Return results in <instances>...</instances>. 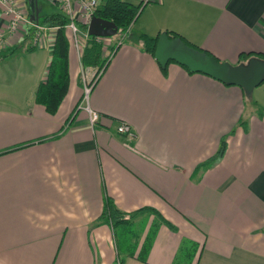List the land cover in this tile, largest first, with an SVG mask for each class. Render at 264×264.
<instances>
[{"label":"crops","instance_id":"1","mask_svg":"<svg viewBox=\"0 0 264 264\" xmlns=\"http://www.w3.org/2000/svg\"><path fill=\"white\" fill-rule=\"evenodd\" d=\"M132 32L176 33L231 65L241 53L263 59L264 0H160L126 37ZM5 35L0 49L28 44ZM50 47L26 53L49 57ZM79 50L70 49L69 88L55 115L34 102L44 59L35 60L29 104L1 101L0 264H177L186 242L196 248L187 264H264V83L247 96L176 63L164 73L137 40L123 41L89 93L99 115L90 127L84 77L94 71L81 70ZM121 124L135 138L119 134ZM107 200L122 213L155 209L173 227L157 228L145 262L138 254L156 219L138 215V238L121 248L99 220Z\"/></svg>","mask_w":264,"mask_h":264},{"label":"trees","instance_id":"2","mask_svg":"<svg viewBox=\"0 0 264 264\" xmlns=\"http://www.w3.org/2000/svg\"><path fill=\"white\" fill-rule=\"evenodd\" d=\"M56 4L58 3L56 2ZM147 6L148 5L143 6L141 4L135 5L124 0H103L101 2L94 12V16L98 19L109 21L118 28L115 44L112 45L110 53L107 56H104V50L106 49L105 39L88 36L87 27L81 23H76V28L79 30V33L86 35V40L82 45V48L79 50L81 70L83 72L87 70L94 71V74L89 81L90 87L95 84L97 79L107 68L111 56L122 44V38H125L128 35L131 26L137 21L143 8ZM38 23L42 27L54 29L55 31L53 42L50 47V58L46 78L43 82L38 84L34 92V102L37 105L42 106L49 115H55L68 92L69 52L72 47L74 48V41L71 30L68 28L70 20L62 11L45 15L41 18L39 17ZM169 35L172 38H179L191 48L203 51L209 56H213L209 52L190 44L182 36L176 33H169ZM158 37L159 35L152 38L141 34L136 40L141 44V47L145 52L154 57ZM25 50L27 53H32L37 49L27 45ZM260 55L262 54L251 52L241 53L239 55L238 65H245L252 58L262 59L260 58ZM262 60L264 61V58ZM182 68L190 74L185 67ZM163 72L166 73V69H164ZM79 85L82 86V76L79 77ZM225 149L226 144L222 141L215 157L221 158ZM145 212L150 213L156 219V222L152 226L151 233L146 236L140 253L138 254V259L141 262L146 261L147 253L153 243L157 228L160 225H166L169 228L173 227L167 223V221L155 209L143 208L132 213H122L114 206L111 200L105 202L103 213L99 219L110 223L114 230L115 240L120 243L121 248L126 246L127 249V242H131L133 236H135L136 239L138 238V233L134 229L133 221L138 215ZM195 252V245L186 242L179 250L177 264H187L188 262H192L195 257ZM129 255H133L132 250Z\"/></svg>","mask_w":264,"mask_h":264},{"label":"water","instance_id":"3","mask_svg":"<svg viewBox=\"0 0 264 264\" xmlns=\"http://www.w3.org/2000/svg\"><path fill=\"white\" fill-rule=\"evenodd\" d=\"M31 18L38 19L35 0H27ZM118 34V28L111 22L93 16L87 26V35L96 38H111ZM154 58L162 69L169 63L185 67L192 74H202L226 86L241 88L247 96L264 83V61L253 58L245 65H231L219 62L203 51L187 46L179 38H172L167 32L159 35Z\"/></svg>","mask_w":264,"mask_h":264},{"label":"built area","instance_id":"4","mask_svg":"<svg viewBox=\"0 0 264 264\" xmlns=\"http://www.w3.org/2000/svg\"><path fill=\"white\" fill-rule=\"evenodd\" d=\"M60 6L62 12L69 18L70 24L68 28L71 30L75 48L79 50L78 34L79 30L76 28V23H81L86 27L89 25L94 12L99 7L103 0H55ZM138 4L143 6L155 4L160 0H135ZM19 0H0V20L3 21L4 30H0V48L7 45L8 40L5 35H16L28 41V45L43 49L52 45L49 41V33L54 32V29L42 27L38 23V19L31 18L30 12L26 9H21ZM124 38V37H123ZM122 38V40H123ZM120 44V43H119ZM92 86L89 82L84 84L83 103L85 104V111L88 114V123L93 127L99 121V115L89 109L88 97ZM117 132L125 135L128 139L135 138V134L131 127L126 124H121L117 127Z\"/></svg>","mask_w":264,"mask_h":264},{"label":"rangeland","instance_id":"5","mask_svg":"<svg viewBox=\"0 0 264 264\" xmlns=\"http://www.w3.org/2000/svg\"><path fill=\"white\" fill-rule=\"evenodd\" d=\"M35 1L40 18L45 15L62 11L61 6L56 4L55 0ZM124 1L135 5L138 4L135 0ZM21 9H24L23 6H21ZM116 36L106 39V50H108L109 46L115 44ZM137 37L138 33L132 32L130 37H125L122 42L124 41V43H128L135 41ZM78 42L80 49L83 44V39L80 34H78ZM28 44H26V46ZM73 44L75 46V43ZM26 46H23L24 48L17 47L13 50L0 49V104H2L1 101L7 102L8 106L11 103V100H15L17 101L15 108L17 109H22L19 105L29 104V101L32 100L30 95L32 91L31 86L34 83V80H36L34 75L39 68V66L35 65V60L40 59V63L43 59L49 62L50 58V56L48 57V50L37 51L33 55H28L25 50ZM89 81L90 79L84 77V83Z\"/></svg>","mask_w":264,"mask_h":264}]
</instances>
